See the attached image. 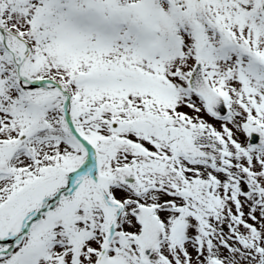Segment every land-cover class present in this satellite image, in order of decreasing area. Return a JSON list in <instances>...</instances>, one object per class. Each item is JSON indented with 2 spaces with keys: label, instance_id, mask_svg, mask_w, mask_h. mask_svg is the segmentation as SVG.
Masks as SVG:
<instances>
[{
  "label": "snow or ice",
  "instance_id": "1",
  "mask_svg": "<svg viewBox=\"0 0 264 264\" xmlns=\"http://www.w3.org/2000/svg\"><path fill=\"white\" fill-rule=\"evenodd\" d=\"M0 264H264V0H0Z\"/></svg>",
  "mask_w": 264,
  "mask_h": 264
}]
</instances>
